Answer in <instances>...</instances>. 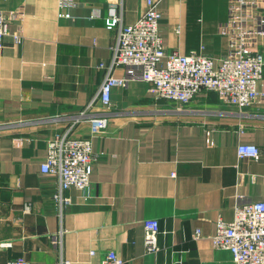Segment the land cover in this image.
Returning a JSON list of instances; mask_svg holds the SVG:
<instances>
[{
    "label": "crops",
    "instance_id": "1",
    "mask_svg": "<svg viewBox=\"0 0 264 264\" xmlns=\"http://www.w3.org/2000/svg\"><path fill=\"white\" fill-rule=\"evenodd\" d=\"M59 2L0 0L10 34L22 32L20 43L8 35L0 48V264H100L108 251L122 264H235L210 237L239 202L264 201V98L239 110L203 90L179 106L149 82L114 87L110 105L93 108L109 121L91 136L88 189L60 190L55 175L41 172L47 140L90 135L73 116L111 62L117 29L106 18L130 24L145 0ZM256 3L264 12V0ZM157 8L166 52L219 62L227 0H160ZM256 89L264 92V71ZM238 144L256 145L259 157L238 158ZM145 219L159 224L155 253L144 247Z\"/></svg>",
    "mask_w": 264,
    "mask_h": 264
},
{
    "label": "built area",
    "instance_id": "2",
    "mask_svg": "<svg viewBox=\"0 0 264 264\" xmlns=\"http://www.w3.org/2000/svg\"><path fill=\"white\" fill-rule=\"evenodd\" d=\"M159 2L145 0L144 12L130 24H122L116 14L106 18L105 27L117 29L111 62L96 96L73 116V124L82 120L89 123L90 135L75 137L67 132L46 143L41 172L55 175L60 190L88 189L92 164L97 158L91 148V136L103 133L109 121L106 115L93 108L98 104L102 108L108 107L114 87H125L134 80L149 82L156 97L179 106L203 90L215 92L223 103L239 110L264 98V92L256 89L264 71V51L261 50L264 46V12L258 8L256 0H227V18L218 26L219 33L226 38L227 49L219 62L197 52H166L160 35ZM71 3L72 0H60L59 5L64 7ZM60 15L69 17L68 13ZM8 35L14 43L21 42L20 28L10 34L8 17L0 5V48ZM236 153L238 158H258L260 150L254 144H238ZM56 197L61 199L60 195ZM143 231L145 250L157 252L160 249L158 221L145 219ZM194 237L198 238V232ZM210 240L215 250L228 251L235 264H264V201L239 202L232 220H217ZM122 262L114 251H108L100 264ZM6 264L30 262L17 257Z\"/></svg>",
    "mask_w": 264,
    "mask_h": 264
}]
</instances>
